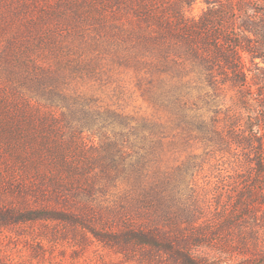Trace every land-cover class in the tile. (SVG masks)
Returning a JSON list of instances; mask_svg holds the SVG:
<instances>
[{
  "label": "trees",
  "instance_id": "16d2710c",
  "mask_svg": "<svg viewBox=\"0 0 264 264\" xmlns=\"http://www.w3.org/2000/svg\"><path fill=\"white\" fill-rule=\"evenodd\" d=\"M32 1L34 8L23 6L32 18L22 24L41 30L40 46L51 48L54 59L35 60L27 70L25 96H0V141L29 173L32 188L92 196L96 185L103 192L121 181L118 202L94 209L107 225L119 226L106 236L119 250L145 246L148 260L166 252L174 264H222L221 254L198 249L207 230L197 224L203 205L197 179L231 126L226 119L219 127L213 95L227 83L245 86L240 52L252 51L231 39L232 27L218 29L212 7L195 15L196 0ZM123 71L150 112L130 113L118 101H105L96 91L101 86H73L106 83ZM114 90L122 92L121 85ZM94 137L102 138V152L91 156ZM200 143L208 146L203 156L189 154L170 170L167 151ZM180 187L189 188L190 203L180 204ZM90 208L79 207L94 215ZM254 261L239 257L228 264Z\"/></svg>",
  "mask_w": 264,
  "mask_h": 264
},
{
  "label": "rangeland",
  "instance_id": "374dc122",
  "mask_svg": "<svg viewBox=\"0 0 264 264\" xmlns=\"http://www.w3.org/2000/svg\"><path fill=\"white\" fill-rule=\"evenodd\" d=\"M35 2L0 0V96H25L27 70L35 60L54 59L51 48L40 46L41 30L22 24L32 18L23 6L34 8ZM209 7L218 15V29L232 27L231 39L242 41L252 52H240L245 86L227 83L213 95L219 127L226 119L231 126L227 142L215 144L219 151L198 175L196 189L203 205L197 224L207 230V241L198 249L221 254L222 264L233 263L239 257L264 264V0H216L211 5L196 0L192 12L202 15ZM106 81L76 82L73 86L83 91L101 86L102 91H96L105 101H118L130 113L139 107L150 112L133 89L129 73L123 71ZM118 85L122 92L113 91ZM205 91V87L201 89V93ZM89 145L90 155L102 152V138L94 137ZM206 150L208 146L201 143L190 150L171 149L164 161L174 170L187 155L203 156ZM30 178L23 165L8 153L5 142L0 141V264H174L170 253H159L156 261L148 260L147 247L124 253L106 237L119 226L107 225L94 209L118 202L124 189L121 181L103 188V192L102 185H96L92 196H57L36 191ZM189 195V188L184 187L180 204L184 199L190 203ZM82 203L91 207L94 215L80 211ZM171 203L181 207L178 201Z\"/></svg>",
  "mask_w": 264,
  "mask_h": 264
}]
</instances>
